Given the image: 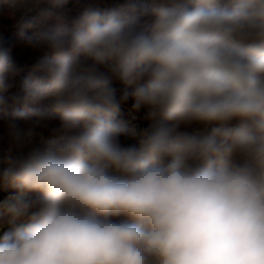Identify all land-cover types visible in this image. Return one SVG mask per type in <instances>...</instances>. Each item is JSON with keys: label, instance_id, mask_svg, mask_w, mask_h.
Returning <instances> with one entry per match:
<instances>
[{"label": "clouds", "instance_id": "9594fccd", "mask_svg": "<svg viewBox=\"0 0 264 264\" xmlns=\"http://www.w3.org/2000/svg\"><path fill=\"white\" fill-rule=\"evenodd\" d=\"M39 3L0 9L22 21ZM30 43L54 59L26 102L51 101L7 126L0 264H264V0H159L148 35L89 10ZM130 96L153 121L136 144L115 119Z\"/></svg>", "mask_w": 264, "mask_h": 264}, {"label": "trees", "instance_id": "16d2710c", "mask_svg": "<svg viewBox=\"0 0 264 264\" xmlns=\"http://www.w3.org/2000/svg\"><path fill=\"white\" fill-rule=\"evenodd\" d=\"M193 7L194 5H189ZM159 0H41L37 6L32 7L26 14H10L4 8L0 9V35L3 37L4 46L10 49V66L0 73V99L6 101L0 105V134L4 135L0 141V150H7L9 140L6 135L7 126L10 122L25 125L32 119L34 108H43L51 101L50 96L43 97L38 103L26 102V97L32 86L44 74V67L53 62L51 52L37 49L31 46L41 33H50L58 36L70 35L74 30L76 22L86 11L99 10L104 14H115L126 23L136 25L144 34H151L152 27L157 18ZM118 95L123 91L124 85L117 83ZM131 92V88L128 89ZM134 100L129 99L121 105L116 114L117 121L127 124L129 131L121 134L124 144L138 143L139 136H133L131 129L137 132L153 124L146 119L147 107L140 110L143 121L139 125L132 118L130 109ZM60 122L59 116L54 117L48 124L45 135ZM157 123H170L169 121H158ZM18 191L15 185L9 184L0 187V201ZM26 198L30 200L44 199V193L38 190L26 192ZM7 220V217H4ZM114 219H124L115 217ZM27 223L26 219L17 220L13 224H5L2 231L14 233ZM2 234V233H0Z\"/></svg>", "mask_w": 264, "mask_h": 264}, {"label": "rangeland", "instance_id": "374dc122", "mask_svg": "<svg viewBox=\"0 0 264 264\" xmlns=\"http://www.w3.org/2000/svg\"><path fill=\"white\" fill-rule=\"evenodd\" d=\"M126 107L131 111V109L128 106H126ZM131 113H132V111H131ZM132 115H134V114L132 113ZM135 115L137 117L135 119V121H136V123H138L140 125L142 123V121H143V116L140 115V113H135Z\"/></svg>", "mask_w": 264, "mask_h": 264}]
</instances>
